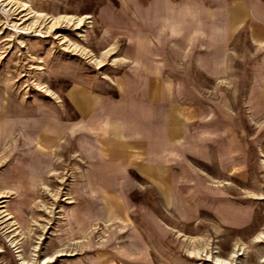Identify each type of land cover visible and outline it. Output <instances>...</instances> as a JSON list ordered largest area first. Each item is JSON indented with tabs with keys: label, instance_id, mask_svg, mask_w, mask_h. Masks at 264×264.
<instances>
[{
	"label": "rangeland",
	"instance_id": "rangeland-1",
	"mask_svg": "<svg viewBox=\"0 0 264 264\" xmlns=\"http://www.w3.org/2000/svg\"><path fill=\"white\" fill-rule=\"evenodd\" d=\"M239 3L247 12L231 24ZM263 8L264 0H0V264H264V85L253 81L264 39L252 37ZM189 55H229L230 70L210 79ZM174 64L195 73L202 104L193 118L180 109L166 174L174 188L162 197L135 173L130 216L86 219L89 150L99 141L69 94L135 98L125 87L143 67Z\"/></svg>",
	"mask_w": 264,
	"mask_h": 264
},
{
	"label": "crops",
	"instance_id": "crops-1",
	"mask_svg": "<svg viewBox=\"0 0 264 264\" xmlns=\"http://www.w3.org/2000/svg\"><path fill=\"white\" fill-rule=\"evenodd\" d=\"M242 4H237L232 10L231 24L238 22L239 12H247L245 4V10L240 8ZM252 27V37L260 44L261 37L264 39V26L253 22ZM225 36L227 39L230 37L228 23ZM220 49H223L222 45ZM227 57L229 55L191 56L195 65L210 79L222 76L226 67L230 70ZM176 58L180 59L178 55ZM259 58L257 63L262 75L253 81L264 85V55H259ZM174 67L175 64L173 69L164 70L143 67L138 77L140 81L125 87L126 91L137 95L135 98L110 101L83 89L72 90L69 94L75 112L91 127L99 141L98 144L93 143V150H89L94 159L85 176L88 193L84 209L86 219L104 217L109 220L130 216L133 208L135 210L130 201L135 173L146 178L162 197L166 186L174 188L173 183L166 181V174L173 172L174 149L181 140L180 109L184 108V118H193L196 111L191 108L202 107L196 98L195 73L180 74V70ZM85 98L87 103H83ZM48 133L45 131V140ZM96 148L101 153L100 158L96 157Z\"/></svg>",
	"mask_w": 264,
	"mask_h": 264
}]
</instances>
